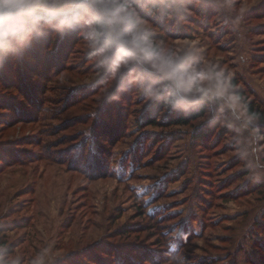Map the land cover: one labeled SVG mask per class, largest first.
Here are the masks:
<instances>
[{
	"label": "rangeland",
	"instance_id": "1",
	"mask_svg": "<svg viewBox=\"0 0 264 264\" xmlns=\"http://www.w3.org/2000/svg\"><path fill=\"white\" fill-rule=\"evenodd\" d=\"M135 2L193 74L99 82L75 30L0 58V264H264V0Z\"/></svg>",
	"mask_w": 264,
	"mask_h": 264
},
{
	"label": "clouds",
	"instance_id": "2",
	"mask_svg": "<svg viewBox=\"0 0 264 264\" xmlns=\"http://www.w3.org/2000/svg\"><path fill=\"white\" fill-rule=\"evenodd\" d=\"M144 20L135 0H0V58L19 52L49 30H75L82 35V50L93 61L99 82L111 77L115 84L123 73L130 74V84H139L141 76L133 71L135 67L166 79L168 73L161 71L159 61L193 74L185 53L172 55L152 46ZM146 94L156 96L155 91Z\"/></svg>",
	"mask_w": 264,
	"mask_h": 264
},
{
	"label": "trees",
	"instance_id": "3",
	"mask_svg": "<svg viewBox=\"0 0 264 264\" xmlns=\"http://www.w3.org/2000/svg\"><path fill=\"white\" fill-rule=\"evenodd\" d=\"M152 5L150 4L149 5V8L151 7ZM246 108H247V112L248 114H250L251 116L255 117V118H262V114H258L257 111H254L252 105L250 103H247L246 105ZM176 122H180V123H184L185 119L183 118H179L178 120H175ZM150 122H153V121H150Z\"/></svg>",
	"mask_w": 264,
	"mask_h": 264
},
{
	"label": "snow or ice",
	"instance_id": "4",
	"mask_svg": "<svg viewBox=\"0 0 264 264\" xmlns=\"http://www.w3.org/2000/svg\"><path fill=\"white\" fill-rule=\"evenodd\" d=\"M147 19V17H145Z\"/></svg>",
	"mask_w": 264,
	"mask_h": 264
}]
</instances>
